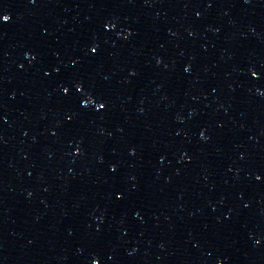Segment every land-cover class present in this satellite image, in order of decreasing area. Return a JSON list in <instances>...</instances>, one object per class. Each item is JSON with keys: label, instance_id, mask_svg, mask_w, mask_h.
Here are the masks:
<instances>
[{"label": "water", "instance_id": "95a60500", "mask_svg": "<svg viewBox=\"0 0 264 264\" xmlns=\"http://www.w3.org/2000/svg\"><path fill=\"white\" fill-rule=\"evenodd\" d=\"M0 264H264V0H0Z\"/></svg>", "mask_w": 264, "mask_h": 264}]
</instances>
